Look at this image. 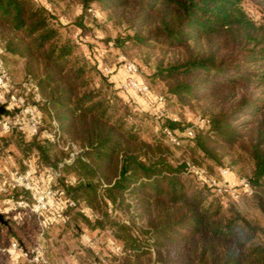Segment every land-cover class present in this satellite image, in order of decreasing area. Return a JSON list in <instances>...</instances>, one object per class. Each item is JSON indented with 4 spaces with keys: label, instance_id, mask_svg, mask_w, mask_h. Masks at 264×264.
<instances>
[{
    "label": "trees",
    "instance_id": "trees-1",
    "mask_svg": "<svg viewBox=\"0 0 264 264\" xmlns=\"http://www.w3.org/2000/svg\"><path fill=\"white\" fill-rule=\"evenodd\" d=\"M77 1L83 12L70 24L73 31L83 35V17L95 3L130 28L125 38L133 43L179 52L156 65L152 77L165 81L181 105L197 103L208 119L209 127L189 138L197 157L209 170L223 166L226 157L231 164L247 161L252 169L246 178L254 187L250 197H258V186L264 185V21L249 16L244 0ZM253 1L264 8V0ZM0 24L8 27L3 59L24 60L25 74L35 80L45 106L83 148L82 157L63 166L77 181L62 186L73 204L83 201L101 210L96 226L111 222L123 244L119 264H144L153 244L159 253H172L166 264H264L261 228L232 206L223 209L210 187L189 177L185 161L173 165L162 156L161 137L154 138V146L140 138L129 120L139 111L108 92L107 78L93 80L97 71L77 54L80 45L62 35L53 13L37 0H0ZM116 41L122 44L123 38ZM165 127L183 128L163 118L161 132ZM19 138L22 152L34 151L44 165L63 159L38 136L28 143ZM191 162L204 167L197 159ZM109 204L145 215V238L133 237L131 224L113 220Z\"/></svg>",
    "mask_w": 264,
    "mask_h": 264
},
{
    "label": "rangeland",
    "instance_id": "rangeland-1",
    "mask_svg": "<svg viewBox=\"0 0 264 264\" xmlns=\"http://www.w3.org/2000/svg\"><path fill=\"white\" fill-rule=\"evenodd\" d=\"M49 1L53 6V14L61 26L62 35L69 36L74 41L73 29L70 24L74 23L83 12L80 3L77 0ZM244 4L245 10L251 18L264 21V8L262 6L256 4L253 0H244ZM91 6L96 13L94 15L86 12V17H83V35L87 38V43H85V47H78L77 54L87 60L97 71L98 75H93V80H96L99 75L107 78L111 85L108 92H113L112 94L119 97L123 103L139 111V115L132 116L129 120L139 128L140 138L151 143L152 146L155 145V137L162 138L163 151L161 154L171 164L177 165L184 161L193 164L191 160L197 159L202 166L207 167V164L197 157L195 149L192 148V142L184 135L183 131L184 127L192 124L196 116L202 115L200 107L195 102L181 105L175 97L170 95L165 81L152 77L156 65L160 62L165 64L179 52L167 50L160 46L149 49L133 43L125 38L132 32L125 23L119 24L111 19L108 13L99 5L94 3ZM7 32L8 27L0 24V58L12 84L18 87V94L23 97L25 104L35 105L42 119V128H46L49 120L54 116L51 110L45 106L46 100L41 95L35 80L25 74L24 60L13 56H9L11 58L9 60L3 59L4 40ZM117 38H123V43L116 45ZM108 41L113 42L111 47L107 46ZM95 48L107 49V55L104 59L107 64H114L119 55H123L136 63L142 71V78L150 85L151 96L161 94L166 97L165 116L158 118L154 115L156 108L152 103V97L129 96L119 90L118 82L125 72L120 70L118 66L110 76L102 74L94 57ZM112 75L115 78L116 76L119 77L118 80L111 81ZM30 82L35 83L37 86L38 99L32 90H28L27 85H23ZM13 112L14 110H11V113ZM120 112L118 113L120 114ZM171 116L178 118V122L183 126L182 129L177 128L174 130L180 141L178 145L171 144L160 130L163 118ZM19 136L22 137L24 143L31 140L30 137L15 130L11 132L0 131V213L7 222L6 224L0 222V264L121 263L124 255L123 244L115 236L116 233L113 228L110 227L111 222L104 223V227L96 226L95 219L102 218L101 210L89 208L84 205L83 201L73 204L68 198L62 182L74 184L78 178L71 171L65 174L63 168L66 157L65 152L57 144L38 136V139L46 140L54 146L53 152L57 158L60 157V153L64 154L63 159L57 164L44 165L38 161L34 151L27 154L22 152L16 144L20 139ZM61 136L64 140H70L62 129ZM151 154L154 153L151 152ZM222 161L223 166H214L210 170L207 167L208 172H210H205L219 180L221 179L219 170L223 167L228 168L227 176H230L229 178L247 177L251 173L252 167L247 161L231 164L230 159L227 157ZM59 164H62L61 173L56 178L55 183L52 184L55 195L49 200L47 209L40 212L34 211L33 204L35 200L28 191L21 188L11 189L8 185H3V181L10 180L14 172H27L30 173L36 190L43 191L48 186L45 168L55 167ZM204 167L200 168L204 169ZM189 177L196 183H200L193 175L190 174ZM217 196L223 209L232 206L239 210L246 219L261 228L262 232H257V237L264 242V185L258 186V197L256 198L241 197L238 200H232L227 196L218 194ZM259 197L263 200L261 204L259 203ZM129 202L132 201L129 200ZM79 213L85 214L91 224L84 221ZM108 214L115 221L131 224L133 226V237L145 238L148 234L146 233L148 231L147 217L142 214L139 215L134 207L127 208L125 205H120L113 208L109 204ZM147 240L151 243V238H147ZM12 242L17 244L14 250L9 249ZM171 256V252H164V250L159 253V249L153 244L150 247L149 254L145 255L142 261L144 264H166V261H172Z\"/></svg>",
    "mask_w": 264,
    "mask_h": 264
},
{
    "label": "built area",
    "instance_id": "built-area-1",
    "mask_svg": "<svg viewBox=\"0 0 264 264\" xmlns=\"http://www.w3.org/2000/svg\"><path fill=\"white\" fill-rule=\"evenodd\" d=\"M37 1L39 4L43 5L47 11L53 13V6L49 0ZM87 12L94 15L96 13L92 6L87 9ZM73 39L80 46H86L85 43H87V38L82 35L78 29L73 31ZM112 45L113 42H107V46L111 47ZM94 52L98 67L105 76H110L117 66L125 72L126 77L118 82V88L121 92L124 94L134 92L143 97H152V103H154L156 108L154 115L158 118L165 116L166 97L161 94L151 96L152 90L150 85L142 78V71L136 63L123 55H119L114 64H107L104 61L107 55L106 48H95ZM23 85H27L28 90H32L35 96H37L36 98H39L35 83L30 82L24 83ZM0 106L4 108L3 113L0 114V131L11 132L15 130L30 138L42 136L44 139L57 144L58 147L65 152L66 157L64 163H72L76 158L82 157L83 148L71 140H64L62 138L59 123L54 118L49 120L46 128H42V119L37 108L35 105L25 104L23 97L18 94V87L12 84L1 58ZM11 110H14V112L11 113ZM169 119L178 122V118L175 116H171ZM208 127L209 121L207 118L196 116L192 124L184 127L183 131L186 137L193 138L197 130H205ZM162 132L171 144L178 145L180 143L174 131L165 127L162 129ZM61 166L62 164L45 168L48 186L43 191L36 190L32 177L30 173L27 172H14L10 180L3 181V185H8L11 189L21 188L28 191L35 200L33 204L34 211L40 212L47 209L49 200L55 195L52 184L55 183L56 178L60 175ZM186 172L193 175L201 184L210 187L214 193L227 196L232 200H238L241 197H250L254 193V187L246 177L229 178V176H227L229 171L226 167L220 168L219 170L221 175L220 180L208 175L203 168L197 167L188 161L186 162ZM16 247L17 244L12 242L9 249L14 250Z\"/></svg>",
    "mask_w": 264,
    "mask_h": 264
},
{
    "label": "crops",
    "instance_id": "crops-1",
    "mask_svg": "<svg viewBox=\"0 0 264 264\" xmlns=\"http://www.w3.org/2000/svg\"><path fill=\"white\" fill-rule=\"evenodd\" d=\"M120 70H122V69H120ZM122 71H123V70H122ZM123 72H124V71H123ZM124 77H126V74H125V73H124V75H121V77H120V81L123 80ZM118 78H119V77H118ZM118 78H117V76H116V78H115L114 75H112L110 79H111V81H114V80H118ZM128 95H129V96H133V95L140 96V95H138V94H136V93H134V92H129ZM229 177H230V176H229Z\"/></svg>",
    "mask_w": 264,
    "mask_h": 264
},
{
    "label": "water",
    "instance_id": "water-1",
    "mask_svg": "<svg viewBox=\"0 0 264 264\" xmlns=\"http://www.w3.org/2000/svg\"><path fill=\"white\" fill-rule=\"evenodd\" d=\"M4 108L2 106H0V113H3ZM0 222L3 224H6L7 222L3 219V216L0 213Z\"/></svg>",
    "mask_w": 264,
    "mask_h": 264
}]
</instances>
